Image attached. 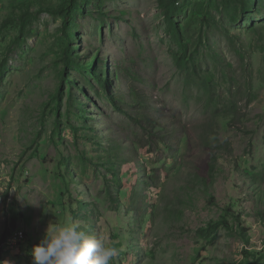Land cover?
I'll return each instance as SVG.
<instances>
[{"label": "rangeland", "instance_id": "1", "mask_svg": "<svg viewBox=\"0 0 264 264\" xmlns=\"http://www.w3.org/2000/svg\"><path fill=\"white\" fill-rule=\"evenodd\" d=\"M180 1L179 37L160 0H0L4 264L66 219L113 264H264V0ZM70 2L72 41L49 13ZM145 121L170 148L138 147Z\"/></svg>", "mask_w": 264, "mask_h": 264}, {"label": "clouds", "instance_id": "2", "mask_svg": "<svg viewBox=\"0 0 264 264\" xmlns=\"http://www.w3.org/2000/svg\"><path fill=\"white\" fill-rule=\"evenodd\" d=\"M117 255L105 237L88 234L71 219L49 223L31 249L34 264H113Z\"/></svg>", "mask_w": 264, "mask_h": 264}, {"label": "trees", "instance_id": "3", "mask_svg": "<svg viewBox=\"0 0 264 264\" xmlns=\"http://www.w3.org/2000/svg\"><path fill=\"white\" fill-rule=\"evenodd\" d=\"M85 1V0H82ZM73 4L76 3V0H72ZM72 2H70V5L65 9V8H60V9H56V10H50L49 13H52L53 15H57L59 16L64 23V35L67 36L66 39H69L70 41H72V38L75 35L74 29L72 28V24H73V20L76 19V17L74 16L73 13V5ZM244 4H246V0L244 1ZM180 5H181V1L180 0H160V6L162 9H164V15L167 19V21L172 25V27L174 28V30L177 33V36L180 37L181 32L179 30V26L175 20L176 15H179L180 13ZM27 18V14H24L21 18V20H19V22L17 23L16 21H14L13 19H9L6 23H5V28L7 29L9 25H14L16 28H18L19 26L22 25V22H24ZM73 52L71 50V47H68L66 49L65 52V59H64V63H66V73L68 70L72 69L74 66L78 67L79 69H81L84 72H88L91 69V66H80V64L76 63V62H72L71 61V56H72ZM177 66L185 73L187 74V76H192V70L189 68V66L186 63V55H183L181 57H178L176 60ZM94 68H97L98 71H96V74L99 76L100 73V69L101 67H97V63H93L92 64ZM107 70V69H106ZM111 75V73H110ZM100 80L106 84V81L108 80V78L106 76H104V74L102 76H100ZM205 90H208V87L204 86ZM210 101H212V99H209V103ZM118 110L124 114L125 116H130L131 118H133L131 115H129L128 113H126L124 111V106L117 105ZM230 109H228L229 111ZM233 111V109H232ZM220 112H222V110L216 109L215 114H219ZM223 112H226L225 114H227V111L223 110ZM231 113V112H230ZM145 123V129L148 139L151 142L148 143H139L138 147L142 150L149 148L150 153H153V149L154 151H156V149L158 148L160 150L159 146H167V139L166 137L161 136V134H159V132H155V130H153V128H150V126L152 125V122L149 121L150 126L148 125L147 121L144 122ZM230 123V121H229ZM157 141V142H156ZM168 147L170 148V145H168ZM114 154L112 153L111 156H113ZM62 207V214L63 217L64 215L67 214V205L62 201L61 205ZM212 228L209 226V229L207 228L205 231H201L202 232H207V233H211ZM20 232V231H17ZM17 232H9L7 231L6 233H4L3 235V239L2 242H4V244H6V246L10 245V239L17 233ZM25 232V231H24ZM23 241V240H22ZM21 241V242H22ZM19 244V243H18ZM2 252L3 250H0V264H4V261L2 259ZM245 261L244 262H240V264H251L246 258H244Z\"/></svg>", "mask_w": 264, "mask_h": 264}, {"label": "built area", "instance_id": "4", "mask_svg": "<svg viewBox=\"0 0 264 264\" xmlns=\"http://www.w3.org/2000/svg\"><path fill=\"white\" fill-rule=\"evenodd\" d=\"M26 238V234L24 233V231H20V232H17L11 239H10V242L11 244H13V242H18L20 243L22 240L24 241ZM17 243V244H18Z\"/></svg>", "mask_w": 264, "mask_h": 264}]
</instances>
